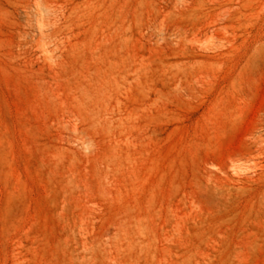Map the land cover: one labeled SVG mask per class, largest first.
Masks as SVG:
<instances>
[{"label": "rangeland", "instance_id": "1", "mask_svg": "<svg viewBox=\"0 0 264 264\" xmlns=\"http://www.w3.org/2000/svg\"><path fill=\"white\" fill-rule=\"evenodd\" d=\"M51 4L0 0V264H264V0Z\"/></svg>", "mask_w": 264, "mask_h": 264}, {"label": "bare ground", "instance_id": "2", "mask_svg": "<svg viewBox=\"0 0 264 264\" xmlns=\"http://www.w3.org/2000/svg\"><path fill=\"white\" fill-rule=\"evenodd\" d=\"M42 1H43V3H44L45 5H47L48 7L52 5V4H51V0H42ZM136 223H137V225L139 226L140 229L143 228V223H142L141 220H136Z\"/></svg>", "mask_w": 264, "mask_h": 264}]
</instances>
